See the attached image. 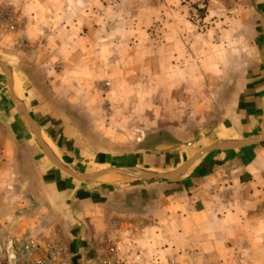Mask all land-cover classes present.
I'll return each mask as SVG.
<instances>
[{
  "label": "rangeland",
  "instance_id": "1",
  "mask_svg": "<svg viewBox=\"0 0 264 264\" xmlns=\"http://www.w3.org/2000/svg\"><path fill=\"white\" fill-rule=\"evenodd\" d=\"M207 1L0 0V61L14 71L19 100L41 134H51L53 142L57 136L67 138L68 151L85 158L73 164V171L112 166L149 136L148 148L174 143L181 158L211 142L201 134L215 117L210 113L202 121L206 99L217 95L207 92L209 70L202 49L203 34L216 19L207 16ZM231 1L217 0L219 9ZM4 126L0 123V132H8ZM10 146L13 154L20 151ZM6 154L0 157V171L6 169L0 196L25 200L32 190L20 183L25 178L31 183L35 174L20 155ZM133 180L81 183L121 186ZM7 204L3 208H11ZM12 207L26 217L22 222L28 219V229L8 232L7 219L0 223V240L44 241L52 233L62 238L50 206ZM260 231L251 237L250 252L238 247L239 264H264Z\"/></svg>",
  "mask_w": 264,
  "mask_h": 264
},
{
  "label": "crops",
  "instance_id": "2",
  "mask_svg": "<svg viewBox=\"0 0 264 264\" xmlns=\"http://www.w3.org/2000/svg\"><path fill=\"white\" fill-rule=\"evenodd\" d=\"M227 6L219 9L217 0H208L205 10L209 18H216L202 38L204 65L209 70L207 92L217 94L206 99L202 116L203 121L214 113L213 120L207 122L212 127L203 135L211 142L181 158L175 148L173 152L178 155L172 151L155 155L153 148L167 142L148 148L149 136L136 152L128 153L127 159L104 167L175 172L170 178L135 179L121 186L82 184V180L71 178L44 156L12 103L0 72V123L4 129L8 127V132H0V157L6 153L11 157L20 155L23 164L31 166L29 172L35 174L31 183L21 179L20 186L32 190L31 196L20 198L22 202L17 196H0V223L8 219V232L28 229V219L22 222L26 217H20L18 208L12 206L39 203L56 212L54 220L60 236L71 243L74 251H80L75 261H81L85 253L92 254L89 248L83 250V245L92 243L112 221L117 222L114 232L121 241H131L146 260L174 257L184 264H239L238 247L250 252L251 237L259 235L257 230L262 231L263 242L264 0H232ZM7 73L12 92L19 98V81L10 67ZM23 106L27 110L25 103ZM50 135L41 134L46 152L71 173L81 174L72 166L85 158L68 151L67 138L57 136L53 142ZM244 140L252 143L228 146ZM12 143L20 150H15L17 154H13ZM207 146L217 148L203 152L182 168L187 159ZM0 165H4L1 159ZM5 172L0 171V180ZM119 176L123 175L105 171L92 179L112 184L127 178ZM7 203L11 208H3Z\"/></svg>",
  "mask_w": 264,
  "mask_h": 264
},
{
  "label": "built area",
  "instance_id": "3",
  "mask_svg": "<svg viewBox=\"0 0 264 264\" xmlns=\"http://www.w3.org/2000/svg\"><path fill=\"white\" fill-rule=\"evenodd\" d=\"M117 222L109 225L93 239L89 245H83L85 253L81 261H75L80 251H74L70 242L52 233L47 240L34 237L0 240V264H184L174 257L145 259L131 241H121L114 232ZM89 246V247H87Z\"/></svg>",
  "mask_w": 264,
  "mask_h": 264
},
{
  "label": "water",
  "instance_id": "4",
  "mask_svg": "<svg viewBox=\"0 0 264 264\" xmlns=\"http://www.w3.org/2000/svg\"><path fill=\"white\" fill-rule=\"evenodd\" d=\"M0 72L4 75V79H5V82L7 84L9 96H10L12 103L15 105L17 110L20 112L21 116H23L30 132L32 133V135L36 139V141H37L41 151L43 152L44 156L47 158V160L51 164H53V166H55L57 169L61 170L63 173L67 174L71 178H74L75 180H82V181L88 180V179L93 178L97 174H99L101 172H105V171L106 172H115L117 174L127 176L130 178H134V179L170 178L176 174L175 172L173 174H162V173H154V172H140V171H135V170L127 169V168H115V167L103 168V169H99V170H96V171L91 172V173H84V174L71 173L63 165L58 163L56 161V159L53 158V156L50 157V155L46 152V150L43 146V142L41 139V133L39 131V128L36 126V124L34 123L32 118L28 114L27 110L23 106V103L19 100V98L14 96L12 89H11V86H10V80H9L8 73H7V66L1 61H0ZM211 127H212V124L207 125L201 131V134L202 135L207 134V132L211 129ZM250 143H252V142L248 141V140H244V141H237V142L230 143L228 146L229 147H236V146H240V145H248ZM173 148H175L174 144H160V145L155 146L153 149L155 151H168V150L173 149ZM215 148H217V147L216 146H207L205 148L198 150L195 154H193L189 159H187L184 162V164L182 165V168L189 165L195 158L200 156L203 152L211 150V149H215ZM182 168L178 169L177 171L181 170Z\"/></svg>",
  "mask_w": 264,
  "mask_h": 264
},
{
  "label": "bare ground",
  "instance_id": "5",
  "mask_svg": "<svg viewBox=\"0 0 264 264\" xmlns=\"http://www.w3.org/2000/svg\"><path fill=\"white\" fill-rule=\"evenodd\" d=\"M47 145H48V142H47ZM48 146H49V145H48ZM119 178H120V179H122V178H123V176H119ZM124 178H125V177H124Z\"/></svg>",
  "mask_w": 264,
  "mask_h": 264
}]
</instances>
